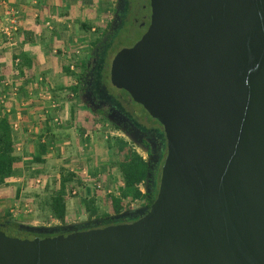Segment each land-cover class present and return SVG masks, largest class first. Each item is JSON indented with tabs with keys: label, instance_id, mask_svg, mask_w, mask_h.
<instances>
[{
	"label": "water",
	"instance_id": "95a60500",
	"mask_svg": "<svg viewBox=\"0 0 264 264\" xmlns=\"http://www.w3.org/2000/svg\"><path fill=\"white\" fill-rule=\"evenodd\" d=\"M150 8L147 33L114 57L110 83L163 128L156 199L65 229L0 220V264H264V0ZM114 11L91 56L116 30Z\"/></svg>",
	"mask_w": 264,
	"mask_h": 264
},
{
	"label": "crops",
	"instance_id": "0c3cea01",
	"mask_svg": "<svg viewBox=\"0 0 264 264\" xmlns=\"http://www.w3.org/2000/svg\"><path fill=\"white\" fill-rule=\"evenodd\" d=\"M114 4L115 0H0V29L7 25L10 10L15 13L18 28L12 42L0 33V97L5 95L7 98L0 109L10 111L8 116L12 123L16 114L22 117L21 130L15 133V152L20 163L13 176L0 188V218H12L13 210L31 201L22 199L31 192L24 189L25 169H29L28 173H36L56 156L63 155L65 149L79 145V139H85V135L92 138L88 133L92 126L80 120L81 114L85 118L86 112L79 111L81 107L74 103L77 97L71 89L76 87L94 44L96 46L106 35ZM13 89L17 90L16 97L12 96ZM65 119L67 123L63 127ZM86 140L84 146L88 147L91 142ZM49 143L42 157L45 164L33 165L31 159L40 144ZM55 162L66 168L59 160ZM79 171H69L82 185L78 188L80 194L73 190L67 201L66 222L73 215L69 209L76 207V200L78 203L85 200L86 190L96 201L98 214L107 213H101L98 207L100 192L84 184L77 175ZM37 179L41 180L44 191H49L45 196H50L53 180ZM101 193L104 201L112 194L117 196L110 191Z\"/></svg>",
	"mask_w": 264,
	"mask_h": 264
},
{
	"label": "flooded vegetation",
	"instance_id": "af4514ba",
	"mask_svg": "<svg viewBox=\"0 0 264 264\" xmlns=\"http://www.w3.org/2000/svg\"><path fill=\"white\" fill-rule=\"evenodd\" d=\"M114 5L118 8L117 28L92 56L94 47L90 51L87 63L79 74L76 97L84 103L86 113L97 118L100 123L130 135L145 152L140 156L145 157L148 167L146 191L147 202H150L152 195L158 193L161 169L167 152L163 128L125 91L114 88L110 83L111 63L120 50L114 52L116 42L130 40L134 34L141 32L139 39L127 48L130 49L143 38L151 23L150 0H117ZM140 208L148 210L145 205ZM140 218L141 216L133 214L122 224L132 223Z\"/></svg>",
	"mask_w": 264,
	"mask_h": 264
},
{
	"label": "trees",
	"instance_id": "16d2710c",
	"mask_svg": "<svg viewBox=\"0 0 264 264\" xmlns=\"http://www.w3.org/2000/svg\"><path fill=\"white\" fill-rule=\"evenodd\" d=\"M84 67L85 65H83V68ZM71 92L76 96L77 88L71 89ZM84 119L87 123H90L92 128H94L95 124H102L97 118L90 116L88 113H86ZM15 138L16 134L12 130V121L10 117L6 114L5 109H0V188L5 186L6 181L13 176L14 171L19 167L20 161L15 152ZM49 146L50 143L48 145L40 144V147L37 149V154L31 159L33 165L45 164L42 157L45 155ZM106 148L107 155L105 162L109 169H116L119 174V180L115 192H113L117 194V196L115 197L112 194L107 198V213L99 215V210L95 206V201L89 197L90 193L86 190L83 210L87 216V221L95 219L105 220L127 213L134 203L145 205L149 210L156 199L157 192L152 195V200L147 202V193L143 194L141 191V186L144 184L148 174V167L145 160L139 154L132 152L129 144L122 139L108 141ZM91 176L95 178L97 175L94 174ZM81 185L82 183L79 182L75 174L62 170L59 174V178L52 181V186L55 188L52 190L51 195L45 198L41 197V195L35 197V201L39 202L37 206H39L42 211H45L50 219L64 226L67 215V201L73 190H77L76 194H80L78 188H80ZM0 220L12 223L11 217L9 216L1 217ZM119 223L122 224L123 222L102 221L100 226L95 228H103L102 225L106 228L109 227V225H119ZM12 226L18 227V225Z\"/></svg>",
	"mask_w": 264,
	"mask_h": 264
},
{
	"label": "rangeland",
	"instance_id": "374dc122",
	"mask_svg": "<svg viewBox=\"0 0 264 264\" xmlns=\"http://www.w3.org/2000/svg\"><path fill=\"white\" fill-rule=\"evenodd\" d=\"M142 1V0H141ZM146 1V0H144ZM113 16V15H112ZM140 33L138 32L137 34H134L133 37L130 40H118V42H116L115 45V49L114 52H116V50L120 49V50H124L127 49L129 47H131L133 45V43L139 39L140 37ZM118 50V51H120ZM117 51V54L119 53ZM116 56V54H115ZM86 65V63H85ZM67 96V95H66ZM65 96V98H66ZM78 103L77 105H79L80 107V112L81 113H85L86 111L83 108V102L81 101V99L79 100H74V103ZM79 119V118H77ZM80 120L83 122L84 116H80ZM65 123H67L66 119L64 122L63 127L65 126ZM85 123V122H83ZM86 124L90 125V123ZM97 128H96V127ZM88 133H90L92 135V138L89 140H86V142L88 143L89 141L91 143V145L88 144V147L84 146V140L85 139H79V145L77 144H73V146L71 147V149H65L63 155H60L59 157H55V159L51 160L50 163L48 165H46L45 167H43L41 170H36L35 172H31L28 173L29 169H25L24 171V189L28 188L29 192L27 197H22V199H29L31 200L30 202L26 203L29 206H31V213H24L22 211V207H18L17 211L19 212L17 214V216L13 217L12 214V223L8 222L10 225H18V227H42V228H61V229H65V228H70V227H75L76 225L79 224H83L84 222H87V216L83 210V203L80 201L78 203V201L76 200L75 204L76 207L74 209L70 208L69 211L71 213H73V215L69 216L67 222L65 221L64 226L59 224L58 222L53 221L52 219H50L47 214L45 213V211H42L39 206V202L35 201V197L37 195H39L38 193H40L41 197L45 198L47 196V194H49L48 192H45V187H42V183L40 185H36L35 184V180H37V178H41L43 181H48V180H54L59 178V174L62 170H66V171H70V170H85L88 175H94L96 174L99 179V185L101 187V190H99V197H98V207L101 209V213H103L104 211H107L106 209V203L107 201H104L103 198H101L102 195V191L105 193L106 191H110V192H115L118 180H119V174L118 171L116 169H109V167L106 164V144L108 141L113 140V139H122L125 142H127L130 146V149L132 150V152L139 154L142 156L141 152H139V150L133 146L132 143L128 142V140L123 136V132L115 129L112 126L109 125H105V124H95L94 128L89 129ZM77 149V150H76ZM79 149V151H78ZM68 150V151H67ZM68 152V153H67ZM63 156V157H61ZM55 160H59L61 165L66 166V168L61 167L59 164H57L55 162ZM38 174V175H37ZM79 179V178H78ZM81 179V178H80ZM34 180V182H32ZM41 181V180H40ZM32 182V183H31ZM34 183V184H33ZM51 185V184H50ZM90 185V184H87ZM57 186V185H56ZM93 188V185H90ZM29 187H32L29 188ZM51 188V187H50ZM52 188L54 189L55 187L52 186ZM35 189V190H34ZM45 192V193H44ZM98 192V191H97ZM96 202V201H95ZM37 203V204H36ZM142 205L140 203H134L131 205L130 207V211L131 212H136L139 210H142L140 207ZM79 207V208H78ZM15 211V210H13Z\"/></svg>",
	"mask_w": 264,
	"mask_h": 264
},
{
	"label": "built area",
	"instance_id": "2783aa9c",
	"mask_svg": "<svg viewBox=\"0 0 264 264\" xmlns=\"http://www.w3.org/2000/svg\"><path fill=\"white\" fill-rule=\"evenodd\" d=\"M14 11L10 10L9 13H8V17H7V25L2 27L0 29V33L6 37L9 41L12 42L13 40V36L15 33H17L18 31V28H17V22H16V19H15V16H14ZM12 96L13 97H16L17 96V90L16 89H13L12 90ZM6 97L5 95H2L0 97V106H5V102H6ZM5 112L7 115H10V111L8 109H5ZM57 122V120H56ZM21 125H22V117L20 116V114H16L15 117H14V120H13V123H12V130L14 133H18L20 132L21 130ZM85 139L89 140V135H85L84 137ZM81 179L82 181L84 182V184H90V185H93V189L97 192L99 190H101V187L99 185V182H98V177H95L93 178L91 175H88V173L85 171V170H81L79 171V174H77ZM97 179V181H96ZM35 184L36 185H40L41 184V181L40 179H37L35 181ZM22 211L24 213H31V207L28 205V204H25L23 207H22ZM19 212L17 211V209L15 211H13V215H16L18 214Z\"/></svg>",
	"mask_w": 264,
	"mask_h": 264
}]
</instances>
